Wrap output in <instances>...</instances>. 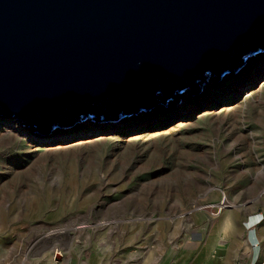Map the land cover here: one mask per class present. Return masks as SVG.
Returning a JSON list of instances; mask_svg holds the SVG:
<instances>
[{
    "label": "rangeland",
    "instance_id": "obj_1",
    "mask_svg": "<svg viewBox=\"0 0 264 264\" xmlns=\"http://www.w3.org/2000/svg\"><path fill=\"white\" fill-rule=\"evenodd\" d=\"M255 77L252 72L249 81ZM256 90V106L217 112L253 91L248 89L236 100L210 108L217 118L177 112L185 118L175 123L177 118L171 117L173 121L160 128L164 135L155 139L131 141L138 134L158 131V122L171 112L146 117L138 132L117 135L112 140L120 147L107 145L95 170L99 179L109 180L103 188L81 184L71 190L64 182L62 188V174L50 179L52 186L44 184L42 175L38 182L36 176L27 178L33 153L10 150L6 165L13 174L3 185L0 182V264H169L177 248L197 241L216 246L228 233L222 232L223 218L213 217L214 207L225 195L240 206L262 198L264 192V83ZM12 124L14 128L18 123ZM62 135L57 134L49 149L62 144ZM64 191L73 194L72 200L64 198ZM43 193L57 198L44 200ZM195 206L204 210L181 220L175 217L190 214ZM241 210L228 211L231 231ZM109 223L114 225L104 231L97 228Z\"/></svg>",
    "mask_w": 264,
    "mask_h": 264
},
{
    "label": "water",
    "instance_id": "obj_2",
    "mask_svg": "<svg viewBox=\"0 0 264 264\" xmlns=\"http://www.w3.org/2000/svg\"><path fill=\"white\" fill-rule=\"evenodd\" d=\"M251 48L264 49V0H0V110L41 130L116 122Z\"/></svg>",
    "mask_w": 264,
    "mask_h": 264
},
{
    "label": "bare ground",
    "instance_id": "obj_3",
    "mask_svg": "<svg viewBox=\"0 0 264 264\" xmlns=\"http://www.w3.org/2000/svg\"><path fill=\"white\" fill-rule=\"evenodd\" d=\"M251 49L247 52L249 53V55L244 60L241 58L235 65H233L228 70L217 74H209L207 75L204 82L196 83L189 91L180 93L175 97L171 98L170 100L162 103L161 105L151 110H147L133 115H121L116 120V122L98 121L86 117V119L82 118L75 124L66 126L64 128L56 125L55 128L53 129L52 127H49L47 129L41 130V129L30 128L24 124L19 123L16 117H13L11 115L13 114V112L0 110V172L4 171L3 177L0 179L1 184L5 183L6 179L11 177L13 174V171L6 165V160L10 155V153L14 149H17L19 151L21 150L30 151L33 153V156L35 157L30 164L31 167L29 168L30 171L27 174V178L28 177L33 178L34 176H36L38 182L39 176L41 177L42 175V177H44L46 180L45 182L43 181L44 184L51 185L53 181L52 183H50L51 181L50 179L55 178L57 174H62L63 176L61 175L60 176L61 178H63V181H60L59 179L60 182L59 184H61L62 188H63L62 182H64V184H66L68 188H72L71 190H73V188H75L76 190V187H78L81 184L89 188L97 187L99 185L102 187V185L106 184L107 181H109L107 177L106 178L102 177V179H99L98 172H96L97 171L96 169H98V166L100 165V161L102 160L104 153L107 152V151L106 152H102V151L105 149L107 145H112L115 146L116 148L120 147L118 143L112 139H116L117 138L116 136L119 134L138 132L139 131L138 129L140 127H144L143 125L146 124V122L144 121L146 117L151 115L157 116L158 114H161V112H166L165 115H167L168 112H171L170 114L167 115L168 117L166 119H162L158 122V125L156 126V130L158 131L149 132L148 134H142V133L138 134L135 138L131 139L132 142H137L143 139H155L156 137L159 136L161 137V135H164V132L160 130V128L163 126L164 123L165 124H167V122L170 123V121H173V118L174 119L177 118L175 123H178L185 118L179 116L177 112L184 114L183 116H185V115H190L191 114L190 112L192 111V114L193 113L196 114L195 118H200L204 114H208L212 117L214 116L217 118L218 113H229V112L232 113L237 110L243 109L245 105L249 106L250 105L249 103L255 105L257 101L256 99H258L256 98L258 94V90L256 89H258L264 83V82L260 83L261 80H264V49L260 51L253 48ZM252 72L257 74L258 79L255 77L253 78L252 81L251 80L249 81ZM248 89L253 91H249L247 94L243 95V97L240 98L237 103L227 105L224 108H222L220 111L218 110L217 114L215 113L214 110L213 111L209 110L210 108L216 109L218 107H221L223 102L236 100L241 93L247 91ZM185 99L186 101L183 103V100ZM181 102L183 104H179ZM92 105L95 106V103H92ZM171 117L173 118L169 120ZM15 121L20 126H22L24 130L22 129V127L20 128L19 126H17L18 124H15V127L11 128V125H13L12 123H16ZM99 125H104L106 127H109V129L113 130V132L110 133L108 132L107 129H104ZM93 129H96L95 130L96 133L89 135L88 133ZM57 134H63L62 136H59V140L61 137L60 142H62V144L49 149V146L47 145L53 142V140L57 137ZM88 135L89 137H87ZM76 137L79 138L78 141H74L70 143L72 139ZM10 150L12 151L9 152ZM38 166H40L41 170L38 169L39 168ZM54 166L55 168H53ZM92 173L93 176L90 177L91 176L90 174ZM109 183L110 182H108V184ZM69 191H67L68 193L64 191L63 196L67 200H72L73 194L70 193ZM40 196L44 200H47V197L49 199H51L52 197L57 198L52 196V194L49 195V193H46L44 195L40 194ZM262 196H264V192ZM238 207L240 206L234 205L232 200L227 195H225L222 198L219 206L214 207L217 210V213H215L213 217L222 218L223 216H228L229 210L230 211L235 210L238 209ZM199 210L201 211L204 209L201 208L199 209L195 206L194 210H192L190 214H188L187 212L175 217H177V220L189 218L193 216L194 213H197ZM228 218L229 217H227V219ZM225 224L227 225L226 227L227 229L226 228L225 229L229 231L230 230L229 227L231 226L232 223L229 222L227 224L226 222ZM113 225L114 224H110V223L101 224L97 226V228L104 231L105 229ZM223 232H227V231H223Z\"/></svg>",
    "mask_w": 264,
    "mask_h": 264
},
{
    "label": "crops",
    "instance_id": "obj_4",
    "mask_svg": "<svg viewBox=\"0 0 264 264\" xmlns=\"http://www.w3.org/2000/svg\"><path fill=\"white\" fill-rule=\"evenodd\" d=\"M240 208L242 210L238 218L234 219V231H231L233 224L229 231L226 230L225 223H233L231 216L222 217L224 221L222 232L227 231L223 233H228V236L220 238L216 246H207V243L202 246L197 241L198 245L193 243L188 247L177 248L174 257L168 259V263L264 264V196L260 199L246 200Z\"/></svg>",
    "mask_w": 264,
    "mask_h": 264
}]
</instances>
